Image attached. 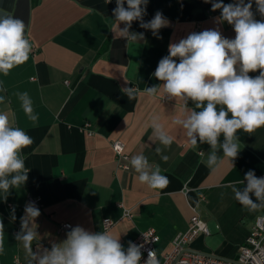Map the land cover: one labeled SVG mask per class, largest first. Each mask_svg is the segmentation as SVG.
Here are the masks:
<instances>
[{"label": "crops", "instance_id": "0c3cea01", "mask_svg": "<svg viewBox=\"0 0 264 264\" xmlns=\"http://www.w3.org/2000/svg\"><path fill=\"white\" fill-rule=\"evenodd\" d=\"M115 7V0H0V10L24 21L36 47L25 63L7 76L0 73L5 89L0 92L5 96L0 111H6L33 141L21 153L29 169L27 182L8 192L0 190L4 224L0 264H27L26 251L15 234L21 229L29 195L38 199L40 211L35 220L40 239L33 241L34 252L37 243L50 248L51 242L66 238L67 232H57L60 222L95 233L103 230L102 220L109 218L113 225L108 231L120 236L125 250L141 230L154 228L159 235L155 250L161 259L196 213L208 234H198L187 250L234 260L255 218L264 214V209L249 212L230 187L242 188L239 181L249 170L264 177V127L251 133L238 130L242 148L237 158L231 162L220 149L218 165L210 168V146H192L185 130L175 123L184 116L183 102L143 94L146 87L161 83L153 73L159 60L168 55L170 43L214 28L233 39V27L220 22V10L212 11L211 3L204 0H149L144 21L160 11L169 24L157 38L134 21L130 31L144 33V39L128 42L114 29ZM124 87H136L141 95L129 100L121 91ZM17 92L31 97L38 114L35 123L22 110ZM188 107L194 105L189 102ZM152 114L160 115L174 137L170 147L149 140ZM114 141H120L128 155L127 170L117 166ZM156 147L168 157L166 161ZM138 154L160 166L169 179L165 188L154 190L137 181L130 160ZM13 208L15 220L11 218Z\"/></svg>", "mask_w": 264, "mask_h": 264}, {"label": "clouds", "instance_id": "9594fccd", "mask_svg": "<svg viewBox=\"0 0 264 264\" xmlns=\"http://www.w3.org/2000/svg\"><path fill=\"white\" fill-rule=\"evenodd\" d=\"M110 3L111 0H106ZM113 16L117 22L120 37L128 42H139L144 33L130 31L134 21L140 27L150 30L159 37V31L168 26L169 21L157 11L150 21H144L149 0H115ZM211 3V10H220L219 21L233 27L235 38L222 36L218 28L192 32L178 42L170 43L168 55L161 58L153 73L161 83L146 87L143 94L157 98L182 101L184 116L175 121L185 130L192 146L208 144L207 165H218L222 149L223 157L234 161L242 145L236 133L243 129L251 133L264 127V19L257 20L252 11L253 0H234L225 4L223 0H204ZM125 3L127 7H125ZM256 10L264 17V0H255ZM123 23L121 29L119 25ZM32 52V44L26 33L23 20L7 11L0 10V73L7 76L16 66L25 63ZM259 72L250 76V72ZM5 91L0 82V92ZM121 91L129 100L141 95L136 87H124ZM21 108L30 121L35 123L38 114L34 113L33 101L27 92H17ZM191 102L194 107H188ZM5 96L0 95V104ZM148 127L152 129L149 140L170 147L174 137L161 123L159 114L149 117ZM223 136V142L220 137ZM26 131L10 118L6 111H0V190L20 188L28 180L29 169L21 155L24 148L32 143ZM157 154L162 153L156 147ZM161 159L168 157L161 154ZM131 167L138 174L140 184L150 189H163L169 179L162 174L159 165H152L143 154L131 157ZM242 188L230 185L234 198L249 212L264 209V177L258 178L253 170L245 173L239 181ZM255 197V201L252 199ZM15 209L12 219L15 220ZM40 211L33 202L25 205L24 215L20 218L21 229L15 234L26 251L27 264H140L143 244L128 242L125 250L120 236L109 231L90 232L77 225L70 228L66 238L51 242V247L37 243L33 251V241L40 239L35 220ZM106 223L108 221H105ZM3 221L0 220V253L4 252ZM145 264H159L154 250L148 251Z\"/></svg>", "mask_w": 264, "mask_h": 264}, {"label": "built area", "instance_id": "2783aa9c", "mask_svg": "<svg viewBox=\"0 0 264 264\" xmlns=\"http://www.w3.org/2000/svg\"><path fill=\"white\" fill-rule=\"evenodd\" d=\"M252 11L255 17L260 20L264 19L256 10L255 0H253ZM35 50L36 47L32 45V52ZM65 83L69 84L68 80H66ZM112 149L119 158L117 166L127 170L128 155L123 152L122 143L120 141H114L112 143ZM28 201L33 202L36 207L39 206V201L36 197L29 195ZM105 221L108 222L106 223ZM69 225L72 226L69 222H60L57 225V232L62 233L69 231L70 228L67 227ZM112 225L113 221L111 219H103L102 231H108ZM200 233L208 234V229L205 222L194 213L189 219L187 229L174 236L171 250L163 254L161 259L155 250V244L159 241V235L154 228L150 227L141 230L132 242L137 245L143 244L140 264H145L149 250L155 251L159 264H264V214L255 218L254 225L244 242L238 247L237 258L234 260L208 256L187 250L188 244ZM17 264L23 263L17 261Z\"/></svg>", "mask_w": 264, "mask_h": 264}]
</instances>
